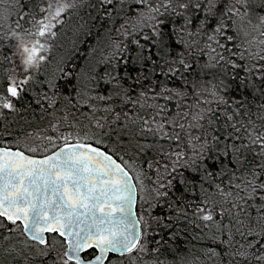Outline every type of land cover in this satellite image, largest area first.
I'll use <instances>...</instances> for the list:
<instances>
[{
  "label": "snow or ice",
  "instance_id": "snow-or-ice-1",
  "mask_svg": "<svg viewBox=\"0 0 264 264\" xmlns=\"http://www.w3.org/2000/svg\"><path fill=\"white\" fill-rule=\"evenodd\" d=\"M84 7L0 0V115L31 93L74 128L0 146V264H264V0L88 3L75 29L89 56L103 29L106 95L50 55ZM193 207L208 231L185 250Z\"/></svg>",
  "mask_w": 264,
  "mask_h": 264
},
{
  "label": "trees",
  "instance_id": "trees-1",
  "mask_svg": "<svg viewBox=\"0 0 264 264\" xmlns=\"http://www.w3.org/2000/svg\"><path fill=\"white\" fill-rule=\"evenodd\" d=\"M97 2L98 0H85V7L82 10H79L78 14L74 13L71 18L67 19V22L71 20V23L75 24V22H77L76 25H78L81 22V18L87 20L88 16L85 15V13L89 11V9L87 8V4ZM91 11L92 14H95L94 9ZM105 27H107V25H105ZM72 29L74 30V27H72ZM72 29L71 27H69L65 35H58L55 40H53V50L50 54L51 58L55 60L60 58L61 56H67L75 53V56H78L79 59H74L73 61L76 64V68L74 71L79 72L82 68L84 76H95L100 80L101 87L99 90L106 95L107 89L110 87V85L106 84L102 78L106 71L109 73L112 72L113 66L110 65L108 61L103 60V57L101 55L102 51L104 50V45L107 43V39L105 37L103 29H100L98 31L95 26H93V32L97 33L100 36V41L97 42L95 39L91 41V44L96 47V51L91 56H89L87 53V45H79L78 37L82 36L83 33H74L72 32ZM60 32L61 31L59 28V33ZM114 38L119 39L120 37ZM61 42L63 44L72 46L71 50L67 53H63ZM74 43L79 47V52H76V49L73 47ZM104 54L106 55V52ZM193 59H200L201 63L205 62L207 60V49H204L199 57L194 56ZM119 70L121 73L124 71L123 65L120 66ZM40 78L43 79V76L41 75ZM210 78L211 77L209 76H205L202 79L208 80ZM71 82L75 83V80L73 79V81ZM125 83H128V81L125 80ZM177 84H179L178 81L175 82L173 86H176ZM187 99L189 100V103H193L195 99H198V97H192L190 95L189 97H187ZM14 102L17 103V108L19 109V111L11 112L5 109L2 110L4 112V115H0V145H2L5 140L11 141L15 139L16 136L24 134H30L31 139L35 143L39 144L41 143V140L39 139V137L41 136H56L67 131H74V128H69L67 125L61 127L59 132L49 127L51 124L56 123L57 119H61V122L63 123V111H56L54 116L51 115L53 112V108L43 102L37 104L31 93H25L23 98ZM56 107L57 109H60L61 105L58 104ZM87 110L88 109L86 106L80 108V111ZM69 111L70 113L74 114L76 112V109H69ZM141 114L143 115V113ZM76 118H78V116ZM4 132H8L9 135H4ZM154 178L155 169H153L151 172H147V183H151ZM193 199H196V197H193ZM137 203L139 205V201H137ZM188 211V221H191V223H189L188 221L181 222V228L183 231L177 240V243L179 244L181 249L185 250L186 245H188L189 242H191V244H199L200 246H203L204 242L199 241L197 236L198 234H205L208 231V228L205 227V224L208 222L203 221L199 217H193L191 215V213L194 211V207L189 208ZM237 239H239V236H237ZM168 258L171 259L170 256ZM209 264H212V262H209Z\"/></svg>",
  "mask_w": 264,
  "mask_h": 264
},
{
  "label": "rangeland",
  "instance_id": "rangeland-1",
  "mask_svg": "<svg viewBox=\"0 0 264 264\" xmlns=\"http://www.w3.org/2000/svg\"><path fill=\"white\" fill-rule=\"evenodd\" d=\"M32 2L33 3H35L36 2V0H32ZM82 17V16H81ZM14 19H15V17H14ZM80 19V18H79ZM72 21L70 20L69 22H67L62 28H60V33H59V35H65L66 34V32H67V30L69 29V27H71V29H72V27H74V30L72 29V32H76V29H75V26H76V24H77V22H75V24H73V23H71ZM54 40H55V38H54ZM61 47H62V52L63 53H67V52H69L70 50H71V47L72 46H70V45H68V44H63L62 42H61ZM55 51V50H54ZM127 158V157H126Z\"/></svg>",
  "mask_w": 264,
  "mask_h": 264
},
{
  "label": "water",
  "instance_id": "water-1",
  "mask_svg": "<svg viewBox=\"0 0 264 264\" xmlns=\"http://www.w3.org/2000/svg\"><path fill=\"white\" fill-rule=\"evenodd\" d=\"M0 146H2V145H0Z\"/></svg>",
  "mask_w": 264,
  "mask_h": 264
}]
</instances>
